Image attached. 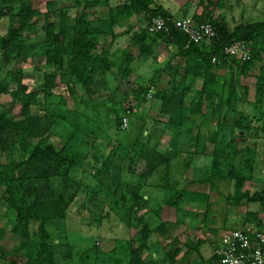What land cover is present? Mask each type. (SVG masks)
<instances>
[{
    "label": "trees",
    "instance_id": "obj_1",
    "mask_svg": "<svg viewBox=\"0 0 264 264\" xmlns=\"http://www.w3.org/2000/svg\"><path fill=\"white\" fill-rule=\"evenodd\" d=\"M78 2L76 5L82 4ZM218 2L201 0V14L194 13L191 17L199 25L211 24L215 36L200 44L187 45V37L170 22L175 18L168 7L155 0H126L97 18L93 17V7L99 1H84L73 22L64 10L59 11L58 23L50 20L54 1L47 3L48 13L42 15L27 0H0V21L8 19L6 34L0 38V64L3 68L11 67L0 78V97L9 95L13 105L19 107L15 115L0 110V215L1 209L14 214L10 235L19 240L10 250L0 247V264H59L49 224L66 220L71 208L82 199L85 202L92 193L101 197L105 192L112 197L118 195L125 204L129 200L126 223L140 237L134 242L137 247L131 240L124 244L127 260L118 257L106 263L221 264L216 249L223 234L214 242L200 239L180 245L178 239L170 236L169 225L160 222L163 208L171 207L185 217L200 219L211 233H216L208 222L212 192L179 188L178 184L188 181L214 189L218 176L228 178L234 186L230 207L259 203L264 211V187L243 191L253 161L236 150L241 141L256 144L261 137L264 140V66L256 80L252 114L241 112L234 105L246 100L249 90L244 88V98L239 96V78L247 77L256 62L264 60V20L242 22L230 29L213 18L220 8ZM136 17H146L147 23L131 35ZM154 18L168 21V33L147 31ZM109 36L113 40L130 37L128 50L119 58L113 59L110 49L98 50L102 39ZM242 41L250 47L247 62L229 58L224 52L226 47ZM161 43L173 49L161 65V72L169 78L162 90L156 91L152 80L151 85L138 84L131 93L117 95L118 82L110 94L116 97L91 99L85 111L68 107L63 91L76 102L78 88L93 95L99 78L106 80L111 75L117 83L118 75L121 81H128L131 64L136 59L132 50L137 48V58L148 63ZM36 59L44 60L47 71L40 87L32 90L25 83L29 79L25 70ZM214 59L217 61L213 62ZM151 88L155 91L153 97L160 102L155 126L149 129L144 123L136 128L135 135L127 133L122 129V120L128 110L132 113L130 119L136 111L133 107L147 102ZM132 100L133 107L123 105ZM98 103L108 105L104 119L114 133L112 137L105 129L95 127L105 121L97 113ZM129 122L134 128L131 119ZM62 125L70 131L60 134L58 129ZM165 135L168 140L163 145ZM102 136L105 145L99 151L97 140ZM132 153L131 165L144 164L140 175L131 169L125 171L122 165ZM196 156L210 157L211 165L204 179L189 181L184 178L185 173ZM129 174L135 175L136 182ZM153 192L161 195L160 200L153 199ZM191 203L205 206L207 211L188 213L184 207ZM239 231L248 236L259 232ZM7 234L0 227V241ZM207 248L212 250L209 258L205 257ZM158 252L161 257L157 260L153 253ZM114 253L113 249L111 255ZM69 254L67 258H71ZM181 254L183 257L179 259ZM97 255L98 249L93 245L82 249L78 256L82 263L85 258L91 262L98 260Z\"/></svg>",
    "mask_w": 264,
    "mask_h": 264
},
{
    "label": "rangeland",
    "instance_id": "obj_2",
    "mask_svg": "<svg viewBox=\"0 0 264 264\" xmlns=\"http://www.w3.org/2000/svg\"><path fill=\"white\" fill-rule=\"evenodd\" d=\"M30 4V7L33 10H38L42 13V15H45L48 13L47 3L50 1H54L55 7L53 9V12L50 13V20L54 23H58L59 21V11L67 10L68 14L70 16V21L73 22L74 18L76 17L77 13H80L81 5L84 4V1L89 2H97L99 1V5L96 7H93V17H100L104 16L110 7L115 6L119 4L120 2H125L126 0H27ZM79 1L82 3L81 5H76V2ZM207 1V0H205ZM211 1H219L220 8L215 10L213 13V18L217 22H223L227 26L230 27V29H233L237 24L242 22H252V21H261L264 20V0H211ZM78 2V3H79ZM160 2H163L166 4L168 9L170 10L173 18L178 19L180 17H189L191 18L194 13L201 14L202 8H200V2L201 0H160ZM75 5V6H73ZM146 17H136L135 20L132 21V24L135 25V31L130 33L134 34L137 30H140L144 27V25L147 23ZM8 28V19L4 18L2 21H0V38L6 34ZM117 32H120V30L117 29ZM153 35H151V38ZM128 38V39H127ZM130 37H122L121 39H115L113 40L111 36L107 38L102 39V45L99 47L100 49H110L113 47H120L125 48L130 43L129 40ZM161 46L163 48L161 49V52H158L156 50L154 56L157 53H162L165 56H167V48L166 43H161ZM166 48V49H165ZM137 51V48H135ZM114 50V49H113ZM169 52V51H168ZM138 53V52H137ZM120 49L115 50L113 52V59L119 58L120 56ZM118 56V57H116ZM2 59V56L0 55V60ZM142 59V58H141ZM141 59L134 62L133 68L131 71H133V75L131 74L128 81H121L120 79L116 78L117 83L113 80L114 77H111L108 79L106 77L105 79H98L95 84V94L93 95H87L85 91L78 88V100L75 102L72 99H70L69 96L66 95L65 91L62 93L65 94L67 100H68V107L74 108L78 111H85L87 110V102L91 99L96 100H104L108 99V96L110 94H113L112 89L116 87V85L119 82L118 92L119 94H125V93H131L133 89H135L137 86L132 85V83H137L139 85L148 86L151 85L150 79L151 77L156 74V68L155 64L154 66L152 64H146ZM150 61V60H149ZM151 62V61H150ZM149 62V63H150ZM1 66V64H0ZM31 67L26 68L25 73L27 76H29V79L26 80V84L30 85L32 90L38 89L40 85L43 82V74L45 71H47L44 68V60L42 59H36L31 62ZM264 66V60L260 62H256L255 66L251 69L250 74L247 77H240L239 78V85L237 87V91L239 96L243 95L244 88H248V93L246 95V100H240L234 102V105L236 108L244 113L252 114L251 110L253 109V103L255 102V84L256 80L260 75V68ZM44 68V69H43ZM11 67L9 68H3L1 66L0 68V78L2 74L8 73L10 71ZM135 72V73H134ZM118 76V75H117ZM31 78V79H30ZM156 91L162 90L165 86H161L159 83L155 82ZM155 92V91H154ZM110 97H116L115 95H110ZM242 98H244L242 96ZM159 101L157 98H152L151 100H147V102L141 104L139 107L136 108V105L134 106V101L132 100V103L124 102V106H127L130 104V107H133V109H136V111H133V115L131 116V124L134 125V128L129 126L126 129L127 133L133 132L135 135L137 133L138 127L141 126V124L145 123V126L147 128L152 129L155 125V119H157L158 109H159ZM100 104L97 113H100V116L102 119H104V112H106V109L108 105L98 103ZM55 108V107H52ZM0 110H6L10 111L12 115L19 113V107H15L12 103V99L9 95H2L0 97ZM34 114V112H32ZM132 114V113H131ZM130 114V115H131ZM129 119V121H130ZM216 119V117H215ZM101 124L99 123L96 125V128H99L100 130H106L107 135L112 137L111 130L107 128L106 126V119ZM255 126H257V123H255ZM65 128V129H64ZM137 128V129H136ZM132 129V131H131ZM58 131L60 134L65 131L68 133V128L66 126H60ZM204 131V130H203ZM261 136V135H260ZM107 139V137H105ZM122 138V137H121ZM168 136L165 135V137L162 139L163 145L167 143ZM255 141V140H254ZM257 143H247V142H239L236 145V150H241L243 157L245 156L247 159H250L253 161V167H252V173L249 175V180L245 182L247 187H253L251 189V192L255 191L256 189L261 190L264 187V140L261 137V139L256 140ZM165 143V144H164ZM105 145V142L103 141V136L100 137L97 140V147H100L102 151L104 150L103 147ZM110 146V145H109ZM186 147V146H185ZM188 151V149H186ZM233 151H229V153H232ZM91 153V152H90ZM133 156V153L128 157V159L124 162H122V165L124 167V170L127 171V169H131L137 174L140 175L141 170L143 168V162L140 163L138 167L131 165L129 163L130 158ZM243 159L241 162H243ZM211 158L205 157V156H196L194 160L190 162L189 170L185 173V176H189V180H198V179H204L207 176V172L205 169L209 167L211 164ZM126 174V172H124ZM126 178L127 175H124ZM130 177V174L128 175ZM218 176L214 180L216 183V188H210L209 186H196L197 184H193L189 182V185H185L184 183H179V188H187L193 191H196L197 189H201V191H208L213 193H219L215 195V198L222 202L218 205H211L210 211L212 214L208 217V222L218 221L221 224H224L226 226H230L231 229H235L237 231L241 230L242 227L235 226V225H229L228 223H231V220L227 217L226 213V206L229 205V197L227 194L232 192L233 185L231 180H229L226 177ZM123 178V179H125ZM133 179V181L136 182L137 178L130 177ZM155 181V179H153ZM216 189V190H215ZM198 191V190H197ZM2 193V189H0V195ZM154 194V195H153ZM152 197L154 200H158L161 195H158L156 192H153ZM85 196V193H83L82 198ZM224 197V198H223ZM85 198V197H84ZM228 198V199H227ZM214 198L212 197L210 200L212 201ZM160 200V199H159ZM259 203H250L245 208L246 211L248 209L253 207H256ZM129 200H127L126 204L122 202L118 195L115 197H112L110 192H105L101 197H96V194L92 193L88 199L85 200L82 199L80 204H77V206H73L69 212L68 218L64 221H57L52 222L49 224V231L52 234V237L54 239V245L56 246L55 250V257L59 264H108L106 263L109 260H112L114 258L127 260V250L124 247V244H126L127 240H131L133 243L139 239L137 230L128 227L127 220H128V207H129ZM164 209V208H163ZM189 209H192L196 213L203 214L207 211L205 206H198V204L193 205ZM1 212L3 215H0V227L5 228L7 231L6 238L3 241H0V247H3L7 250H10L14 245H17L19 243L18 239H14L10 235V227L13 222V213L7 212L4 209H1ZM130 215V214H129ZM230 217V215H228ZM227 219V220H223ZM198 226L200 230L203 232L205 231L206 226L203 225V222L201 223L200 219H194L193 216L186 217L183 216V214L180 212H177L175 209H165L163 215L160 218V222L166 223L169 225L168 229L170 231V235L173 233L174 237L180 242V245H183L184 243L188 242L190 239H186L185 234L192 233L191 230H187V225L189 226V223L192 222ZM157 221V220H156ZM222 221V222H221ZM135 222V219H133V223ZM212 225V224H211ZM153 227V226H152ZM216 228L215 224L212 226ZM229 231V230H228ZM95 237V238H94ZM217 236L215 235V238ZM135 238L134 240H132ZM197 239V237H195ZM212 242H214L211 239ZM137 243V242H136ZM135 244V243H134ZM213 244V243H212ZM93 245L98 249V255L95 259V261L91 262V259L85 258L83 259V262L81 263V259L78 256L82 249L93 247ZM211 246V244H210ZM209 246V247H210ZM134 247H137L135 244ZM128 248V247H127ZM114 249L115 253L111 255V251ZM183 250H185L184 247H182ZM209 249V250H208ZM71 250V251H70ZM70 251V252H69ZM70 254H69V253ZM71 258H67L68 254ZM212 254V250L210 248L206 249L205 257L209 258ZM147 256V253L144 254V257ZM153 257H155L157 260L161 257V253L158 252V254L153 253ZM183 254L179 256V259H182Z\"/></svg>",
    "mask_w": 264,
    "mask_h": 264
},
{
    "label": "built area",
    "instance_id": "obj_3",
    "mask_svg": "<svg viewBox=\"0 0 264 264\" xmlns=\"http://www.w3.org/2000/svg\"><path fill=\"white\" fill-rule=\"evenodd\" d=\"M183 35L187 37V45L200 44L206 39L215 36V29L209 23L197 24L192 18L180 17L170 21ZM150 34L160 32L168 33V21L161 18H154L147 26ZM225 54L229 58H236L241 62L250 59V47L246 42H236L226 47ZM217 60H213L215 62ZM154 89L151 88L147 94V100H151ZM122 120V129L126 130L129 126V116ZM220 257L221 264H264V231L255 232L252 236L243 234L241 231L227 232L222 235L216 249Z\"/></svg>",
    "mask_w": 264,
    "mask_h": 264
},
{
    "label": "crops",
    "instance_id": "obj_4",
    "mask_svg": "<svg viewBox=\"0 0 264 264\" xmlns=\"http://www.w3.org/2000/svg\"><path fill=\"white\" fill-rule=\"evenodd\" d=\"M157 2H160V0H155ZM163 3V2H162ZM164 5H166L164 3ZM135 20V19H133ZM132 35V34H131ZM128 39V38H127ZM119 40V39H118ZM120 41V40H119ZM163 46L159 47L158 48V52H161ZM167 50L169 51H166L167 52V56H165L164 54L162 53H157L150 61H148V64H152L154 66L155 64V68H156V74H154L151 79H150V82L152 80H154L155 82L159 83L161 86L163 85H166L168 82H169V78L167 77V75L162 71V64L169 58V55L173 52V49L172 47H166ZM165 48V49H166ZM114 49V50H113ZM120 49V53L128 50L127 47L125 48H120V47H113V48H110V54L113 55V52H115V50H118ZM133 55L136 57V59L133 61V63L131 64V68H133V65H134V62L138 61L139 58H137V51L136 49L134 48L133 50ZM150 62V63H149ZM147 64V63H146ZM132 70V69H131ZM135 73V72H134ZM132 75H133V71H132ZM115 76V75H114ZM113 76L109 75V78H111ZM116 78H118V76H116ZM149 82V83H150ZM152 83V82H151ZM133 87L134 86H137L138 84L137 83H132ZM209 132L212 133V130H209ZM206 170V169H205ZM189 176H186L184 177L185 179L187 178L189 180ZM192 180V179H191ZM198 180H201V179H198ZM190 181V180H189ZM185 185H189V182L187 181V183H184ZM253 187H247L246 184L244 186V189L243 191H251ZM190 190V189H188ZM198 191H201V189H197ZM196 190V191H197ZM202 193H208V191H201ZM218 194V196L220 195L218 192L217 193H213L212 197L214 198L212 200L213 204L214 205H218L222 202V200L218 201L216 198H215V195ZM234 194V187L232 189V192H230L229 194H227L228 196L230 195V197H232ZM224 198V197H223ZM195 206V204L191 203V204H186L185 207H184V210L187 211L188 213L190 212H193V213H196L195 211H193L192 209H189L190 207L192 206ZM248 205V204H247ZM247 205H239L237 207H230V205H228V207L226 208V213L228 215H230V217L227 215V217L229 218V220H231V223H228L229 225H235V226H239V227H242V229H248V230H253V231H264V211L261 210V207L257 204L256 207H253L248 209V211L245 210L244 207H246ZM171 209V207H164L163 211H162V215L164 213V210L165 209ZM174 209V208H173ZM189 216H187L188 218ZM223 220H227V219H223ZM227 220V221H229ZM222 222V221H221ZM212 226L215 224L216 228H214L216 230V233H211L208 229L205 228V231H201L199 227L197 226H193V224L190 222L189 223V226L187 225V230H191L192 233H187L185 234V237L186 239H190V241H193V242H196L197 240H214L215 239V235L217 236V238L219 236H221L222 234H224L225 232H229V231H234L235 229H229L230 226H226L224 224H221L219 222L218 224V221H213L211 222ZM229 227V228H228ZM229 230V231H228ZM172 238H179V237H174L173 233L170 235ZM197 237V239L195 238ZM180 239V238H179ZM203 253H204V249L202 250Z\"/></svg>",
    "mask_w": 264,
    "mask_h": 264
}]
</instances>
